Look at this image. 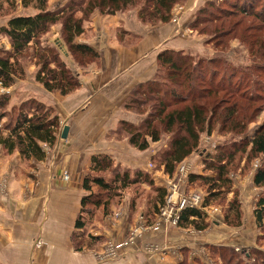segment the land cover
I'll use <instances>...</instances> for the list:
<instances>
[{"label":"trees","instance_id":"trees-1","mask_svg":"<svg viewBox=\"0 0 264 264\" xmlns=\"http://www.w3.org/2000/svg\"><path fill=\"white\" fill-rule=\"evenodd\" d=\"M4 1L12 7V10L17 2V0ZM183 1L68 0L57 9L50 10L48 9L49 0H20L22 7H31L34 12L14 15L8 19L6 25L0 27V35L7 37L10 43V49L0 47V86L8 88L15 82L16 77H23L21 60L28 53L29 57L33 58L34 65L37 66L35 80L51 92H58L60 95L69 94L79 87L78 73L67 67L55 46L42 45L39 41L51 25L59 23L61 26L60 34L63 41H58V48L66 52L63 44L65 42L74 59H86V62L90 63L99 55L91 46L78 42L75 38L84 31L83 21L89 19L95 11L113 15L138 4L140 20L155 25L168 22L173 16L174 7ZM224 2L236 7L234 9L231 6L223 9L218 7V10L226 15L242 14L248 17L254 15L258 18L260 15L264 16V0H234V2L224 0ZM208 5L213 6L214 4L210 1ZM259 5L262 6L261 10H257ZM199 13L201 16L198 15L195 18L192 27H198L199 23L209 25L211 21L217 20H206L205 10H200ZM207 28L200 31L206 32ZM227 31L216 25L208 32L217 38L218 44L225 41L227 33H229ZM250 46L251 48L248 50L251 53L252 61L256 62L261 59L258 53L264 52V37L255 35ZM30 49L32 50L30 51ZM222 59L220 56H215L210 61H205L190 54L186 55L181 50L165 49L159 52L157 71L154 77L137 85L125 99L123 105L126 110L132 111L136 108V111L144 112L146 115L137 125L122 119L118 122L116 132H125L128 143L140 150L147 149L150 145L149 142L160 140L162 134L170 133L168 149L160 153L159 163L163 166L164 172L171 175L176 165L197 149L201 134L204 132L210 134L215 128V124L225 127L226 132L242 133L256 117L252 115L246 119L240 115L239 109L243 107H238L240 106L239 100L245 95L233 92L246 85L247 81L241 80L235 83V87L224 82L215 84L211 80L212 77H215L219 72L223 73V77H226L228 73L234 74L233 71L236 68L230 69L229 65H223ZM252 66L249 64L241 66L239 72H246L248 77H252ZM204 72L211 75L208 80L209 86H207L208 82L204 77ZM229 82L232 81L229 80ZM261 86L264 87V85ZM225 94L229 96L224 97ZM246 95L245 98H248L251 93ZM258 95L257 93L254 96ZM229 99L233 102L227 106V109L221 108V103H229ZM8 100L7 96L0 94V146H3L8 153L18 150L24 159H44L46 152L41 144L52 146L55 143L58 136L59 117L54 114L50 106L34 98L22 101L20 105L9 109L7 107ZM234 123L238 124L232 128L228 127ZM246 151L249 160L259 156H262L264 160V121L251 137H243V140L235 142L233 147L221 146L213 154L205 155L204 170L215 174H199L190 177V181L200 179L206 185L208 193L202 201L203 206L211 205L216 197L228 192L231 184L229 165L237 153L243 154ZM90 161L91 165L88 171L91 174L86 173L82 182V187L87 194H84L80 200L81 209L75 220L78 229H85L84 227L99 208L103 210V213L107 212L111 199L122 194L124 189L131 184H140L143 178L146 179L143 180L144 182L149 181L148 183L152 184L151 178L148 179L147 172L140 169L133 173L126 168L122 170L119 165L113 164V160L107 155L95 154ZM108 171L110 175L106 177ZM255 171L253 184L260 187L264 185V164ZM156 190V200L158 204L163 205L166 189L156 188ZM256 202L254 213L258 225H261L264 222V194L260 195ZM153 205L156 203L153 202ZM230 209L234 210L235 220H231L228 215H225V221L229 225L239 223L240 208L235 199L231 201ZM178 219V226L182 228L193 227L200 231L209 226L202 208L185 207L180 211ZM72 236L76 243L77 240L81 241L80 244V241L77 243L79 244L78 249H80L84 245L85 233H74ZM99 240L98 236L86 235L85 241H90L89 245H93ZM230 252L229 249V255H223L224 261L229 262L232 258L237 257V253Z\"/></svg>","mask_w":264,"mask_h":264},{"label":"crops","instance_id":"crops-1","mask_svg":"<svg viewBox=\"0 0 264 264\" xmlns=\"http://www.w3.org/2000/svg\"><path fill=\"white\" fill-rule=\"evenodd\" d=\"M191 5L182 13L183 26L189 24L186 14L191 16ZM125 25L128 24L120 15L95 16L89 26L83 25L78 40L99 56L78 73L79 87L75 91L60 95L37 82L17 79L5 88L10 108L34 98L53 109L59 117V129L52 146L41 144L46 152L42 160L24 159L18 150L8 153L0 146V264H210L206 248L216 249L217 244L237 241V234L217 236L216 222L207 230L194 232L161 221L153 230L150 226L157 219L156 205L152 203L144 212L141 204L135 205L136 199L125 197L123 204H111L114 212L121 210L116 217L100 214L89 230L77 228V234L95 230L100 241H123L141 227L120 250L119 257L99 260L97 250L103 245L100 241L93 245L85 241L77 249L72 235L77 231L75 220L85 193L82 180L91 157L104 154L128 170L139 167L146 171L145 164L134 166V161L129 160L136 155L127 139L125 150L119 154L121 149L112 145L118 142L109 139L108 133L121 118H129L123 108L125 98L154 76L158 51L187 46V38L176 35L169 21L147 29ZM119 35L138 36V40L127 46L118 39ZM164 43L165 47L161 46ZM64 125L68 133L66 138H60ZM151 180L155 181L152 189L162 187L157 178ZM246 235L240 242L248 240Z\"/></svg>","mask_w":264,"mask_h":264},{"label":"rangeland","instance_id":"rangeland-1","mask_svg":"<svg viewBox=\"0 0 264 264\" xmlns=\"http://www.w3.org/2000/svg\"><path fill=\"white\" fill-rule=\"evenodd\" d=\"M68 0H49L48 2V9L53 10L57 9L59 6L64 5ZM193 8V12L190 14H186V18L189 19V24L186 26H183L181 23L182 19V13L183 11L187 10L189 11L190 5ZM213 2V6L208 5L209 2ZM226 1V0H225ZM233 1L234 0H229ZM262 2V1H260ZM246 5V4H245ZM227 6H231V8H236L230 4H227L224 2V0H184L182 3H179V5H176L174 7L173 16L169 20L170 23L173 24L174 33L176 35H183L186 37L187 46L184 48L177 49H168V50H174V51H183L184 54H190L193 57L196 56V58H201L205 61H210L215 56L222 57V64L223 65H229L230 69L235 68L233 71L234 74L228 73L226 77H223V73H220L215 75V77H212V81L215 84H222L223 82L227 85H231L232 87H235V83L240 82L241 80L247 81L246 85H243L242 87L238 88L236 92H233L235 94L243 93V95L247 96L246 94L251 93V96H248V98H245V96L239 100L240 106L239 108L243 107L242 109H239L240 115H243L246 119L249 117H256V119L252 122H250L247 126V129L244 130L242 133H237L236 131H228L226 132L225 127H221L218 124H215V128L210 134L202 133L199 138V145L197 149H195L190 155L185 157V159L176 165L172 175L166 174L164 172L163 166L159 163L160 162V153L166 149H168V142L171 138V134H162L160 140L149 142V147L145 150H140L128 143L130 147H132L135 150V155L133 158L131 157L129 160L134 161L133 165L138 166L142 165L147 167L146 171L148 175V179H153V177L160 180L157 184L162 186L161 188L166 189V195L164 196V203L163 205L158 204L157 198V190L152 189L155 184V179L152 180V184H149L147 181L144 182L143 180H146L143 178L140 184H131L129 187L125 188L123 193L115 196L111 199L109 202V207L107 208V212L103 213V210L99 208L96 210V213L94 217L90 220L89 223L86 224L84 228H87L86 230H89L90 223L95 221L97 217L101 214L102 216L109 218V216H116L119 215L121 210L114 212L111 210L112 203L115 202L117 205H121L124 203L125 197L130 200H137L136 206L139 207V204L142 205V208L144 209V212L149 210V207L152 206V203L155 202L157 205V219L155 221L156 223H159L163 221L164 223H169L168 225L171 226H178V218L180 211H177L175 209L169 210L166 209L167 207V201L168 198L171 197L173 201H177L178 199H185L188 206L185 207H193L196 209L202 208L205 211L207 221L209 222V226L205 228L204 230H207L216 222V233L217 236H230L233 234H237V241L235 243H229L226 241L225 243L217 244L216 249H208L206 248V257L207 262L210 264H264V222L263 224L258 225L256 217H255V209L257 206V200L259 199L260 195L264 194V185L260 187H256L253 184V177L255 174V170L264 164V160L262 159V156H259L258 158L248 159L247 157V151L243 152V154L237 153L235 155V158L233 162L229 165V176L231 177V184L229 186L228 192H225L224 195L220 197H216L215 201L212 202L209 206H203L202 201L204 197L207 195V188L206 185L202 183V181L199 179H196L194 181H190L191 175H207L212 174L211 172H207L204 170V164L203 160L205 159L206 154H213L219 147H233L235 142H238L239 140H243V137H251L255 130L259 127V125L264 121V87L261 85H264V52H259V56L261 59L256 60V62L252 61V56L248 48H251L250 44L252 43L255 35L259 37H264V19L262 15L259 16H244L242 14H231L226 15L223 12L218 10V7L220 8H226ZM138 4L133 5L131 7L126 8V10H122L117 12L116 16H121L128 25H125L127 27H132V29H139V25L141 29L146 27H154L158 26L161 23L153 25L152 23L148 22H142L140 18L138 17ZM186 8V9H185ZM262 6L259 5L257 10H261ZM205 10L206 13L205 16L207 17L206 20L209 19H217L213 20L209 23V25H205L204 23H199L198 27H192L194 25L195 18L200 15L199 11ZM34 10L31 7L24 8L20 4V0H17L15 3V7H12L5 2L4 0H0V25H5L7 23V20L12 18L14 15H23L28 13H33ZM211 12V13H210ZM185 13V12H184ZM264 14V12H263ZM107 15L113 16L111 14H102L99 11H95L91 14L89 19L84 20L83 24L84 26L88 25L93 17L98 16L100 18H104ZM201 16V15H200ZM216 17V18H215ZM218 17V18H217ZM137 23V24H136ZM223 24V25H222ZM218 26L219 28H223L224 31L228 30L227 38H225V41H222L217 44V38L209 33L210 29H214L215 26ZM208 31L201 32L200 30L206 29ZM61 26L60 24L51 25L50 29L41 36L39 41L42 45L50 44L55 46L59 51V56L61 59L65 62L67 67L71 68L72 71L79 73L82 70H85L89 68L91 62L97 61L96 59L88 62H86V59L78 60L74 59L73 56H71L70 51H68L67 45L65 42H63L65 46V51L58 48L57 41L62 40L61 34H60ZM147 29V28H146ZM138 37V36H137ZM137 37H131L127 36H118V39H120L124 45L131 46L132 44H135V42L138 40ZM76 41L82 42L78 40V36L75 38ZM85 43V42H82ZM161 46L165 47V43ZM253 46V44H252ZM0 47H4L5 49H10V43L7 39V37L0 35ZM163 49V48H162ZM32 49H30L31 51ZM164 51V50H161ZM161 51H158L161 52ZM253 55V54H252ZM21 66L24 72L23 77L15 78V81L17 79L18 82H37L35 80V71L37 69V66L34 65L33 58L29 57V54L26 53L25 56H23V59L21 60ZM205 64V63H204ZM203 64V65H204ZM247 64L255 66L251 67V71L253 72L252 77H248V74L246 72H239L241 66L244 67ZM204 69V68H203ZM202 69V71H204ZM210 73L204 72V77H206V80L211 78ZM155 75V74H154ZM199 75V74H198ZM79 74H78V80H79ZM154 77V76H153ZM152 77V78H153ZM231 80L232 82H229ZM206 82V83H207ZM38 83V82H37ZM14 84V83H13ZM12 84V85H13ZM39 84V83H38ZM11 85V86H12ZM41 85V84H39ZM42 86V85H41ZM207 86H209V82L207 83ZM4 91V92H3ZM7 89L4 87L1 88L0 86V94L5 96L8 93L6 92ZM259 94L258 96H254ZM254 94V95H253ZM130 95V94H129ZM128 95V96H129ZM127 96V97H128ZM220 96L221 93H220ZM224 97L229 96L228 94L223 95ZM126 97V98H127ZM253 99H251V98ZM125 98V99H126ZM140 98V97H138ZM9 101V100H8ZM233 101L229 99V103H221V108L227 109V106L232 103ZM9 103V102H8ZM20 104V103H17ZM18 106V105H17ZM8 109L10 108V103L8 104ZM124 108V106H123ZM124 111L130 115L127 121L137 125L141 121L142 118L146 115L144 112L136 111V108L134 110H126L124 108ZM227 112V111H225ZM127 118V117H126ZM123 118H121L122 120ZM119 120V121H121ZM125 120V119H124ZM238 122V121H236ZM241 123V122H239ZM238 123H234L229 125V128H232L234 125H237ZM242 124V123H241ZM118 122L116 125L111 129L110 134L108 133L109 139H113L118 143H112L114 147H119L121 150L119 151V154L123 153L125 150V141L124 139H127L126 133L122 131V133H117ZM107 138V137H106ZM128 142V140H127ZM113 160V164L119 165L120 168L123 170L125 167L119 163L117 160ZM183 168V171H180V168ZM139 167L131 168L129 171L131 173L138 171ZM128 169V168H127ZM89 168L84 173V177L86 173L91 174L89 171ZM144 170V169H140ZM215 173H213L214 175ZM110 175V172L105 175L106 177ZM83 177V179H84ZM83 182V180H82ZM174 186V187H173ZM83 188V187H82ZM84 190V189H83ZM84 194H87L85 191ZM198 196L199 199L197 201H193V198ZM238 202L239 208H240V220L239 223L236 225L228 224L225 221V215H228L229 219L235 220L234 217V210L230 209L229 206L232 200ZM129 209L131 208L132 204L129 202ZM119 207H117L118 210ZM166 213L171 214V217L167 219L165 216ZM115 216V217H116ZM177 216V221L174 222V218ZM237 221V220H236ZM150 226L153 230L158 228V225ZM155 226V227H154ZM226 227V228H225ZM228 227V228H227ZM147 228V227H146ZM189 228L192 231H197L193 227H185ZM77 229V228H76ZM142 229L141 227L139 229L132 230L129 234V237L126 238L123 241H117V240H108V241H100L103 243L100 249L97 250V256L99 260H111L112 258L119 257L121 251L126 244H128L134 236L136 231H140ZM81 230V229H80ZM77 229L76 234L78 231ZM248 234V240L245 242H240L242 239V236L244 234ZM86 235L90 236H97L95 230L91 231H85ZM137 234V233H136ZM245 236V237H246ZM83 237V243L84 239ZM80 240H77V243ZM99 241L95 242L96 244L100 243ZM81 241L79 242V244ZM94 243V244H95ZM241 243V244H240ZM79 244H77V249ZM229 249L233 253H237L236 256L232 258L231 260L224 261L223 255H229ZM230 252V253H231Z\"/></svg>","mask_w":264,"mask_h":264},{"label":"built area","instance_id":"built-area-1","mask_svg":"<svg viewBox=\"0 0 264 264\" xmlns=\"http://www.w3.org/2000/svg\"><path fill=\"white\" fill-rule=\"evenodd\" d=\"M180 171H183V168H182V167L180 168ZM173 187H174V186H173ZM198 199H199V197L196 196V197L193 198V201H197ZM185 203H186V201H185V199H183V198L178 199L177 201H176V200L173 201L172 198L169 197V198H168V201H167V204H168V205L166 206V207H167L166 209H169V210H173V209H175V210H177V211H181L182 209L185 208V206H188V205L185 204ZM165 216H166L167 219H168V218L171 217V214L166 213ZM174 219H175L174 222H176V221H177V216H176Z\"/></svg>","mask_w":264,"mask_h":264},{"label":"water","instance_id":"water-1","mask_svg":"<svg viewBox=\"0 0 264 264\" xmlns=\"http://www.w3.org/2000/svg\"><path fill=\"white\" fill-rule=\"evenodd\" d=\"M60 47H62V45H60ZM68 127H67V125H64L63 127H62V130H61V135H60V138H66V136H67V133H68Z\"/></svg>","mask_w":264,"mask_h":264}]
</instances>
